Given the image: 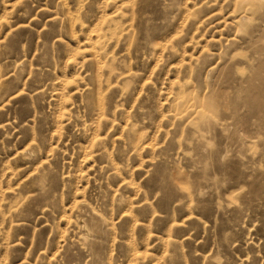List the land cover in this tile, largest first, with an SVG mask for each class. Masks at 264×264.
I'll return each instance as SVG.
<instances>
[{"label":"rangeland","instance_id":"374dc122","mask_svg":"<svg viewBox=\"0 0 264 264\" xmlns=\"http://www.w3.org/2000/svg\"><path fill=\"white\" fill-rule=\"evenodd\" d=\"M262 16L0 0V264H264Z\"/></svg>","mask_w":264,"mask_h":264},{"label":"bare ground","instance_id":"6f19581e","mask_svg":"<svg viewBox=\"0 0 264 264\" xmlns=\"http://www.w3.org/2000/svg\"><path fill=\"white\" fill-rule=\"evenodd\" d=\"M254 7V6H253ZM252 9V8H251ZM63 11V10H62ZM250 12V11H249ZM254 12V11H253ZM251 13V12H250ZM247 14H249V13H247ZM255 14V13H254ZM256 15H257V13H256ZM243 16V15H242ZM258 16V15H257ZM262 17H264V16H262ZM263 21V20H262ZM251 22V21H250ZM261 23H259V25H260ZM249 25V24H248ZM252 26V25H251ZM256 26V25H255ZM258 27V26H257ZM261 28V27H260ZM262 29V28H261ZM260 30V29H259ZM256 32V31H255ZM248 33V32H247ZM246 35H248V34H246ZM246 35L244 36V37H246ZM250 36V35H249ZM246 38H249V37H246ZM253 38V37H252ZM254 39V38H253ZM251 40V39H250ZM252 42V41H251ZM262 49V48H261ZM258 51H260V50H258ZM262 51V50H261ZM263 55V54H262ZM264 60V59H263ZM261 62V61H260ZM217 70V69H216ZM245 79V78H244ZM246 82V81H245ZM243 83V82H242ZM261 83V82H260ZM259 88V87H258ZM264 89V88H263ZM215 91V90H214ZM212 92V91H211ZM82 208H84V207H82ZM83 218V217H82ZM93 218H95V216L93 217ZM80 221V220H79ZM83 221V220H82ZM87 223V222H86ZM81 224V223H80ZM83 228H84V230L86 231V234H88V232H90L91 230H92V228H91V230L90 231H88L89 229L87 228L88 226H86L85 224L82 226ZM85 233V232H84ZM90 233H93V232H90ZM89 235V234H88ZM85 237V236H84ZM92 237V236H91ZM89 238V237H88ZM88 238H86V239H88ZM86 241V240H85Z\"/></svg>","mask_w":264,"mask_h":264}]
</instances>
